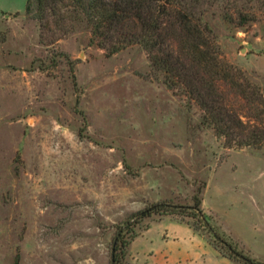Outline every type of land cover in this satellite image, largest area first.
I'll return each mask as SVG.
<instances>
[{
	"label": "rangeland",
	"instance_id": "obj_1",
	"mask_svg": "<svg viewBox=\"0 0 264 264\" xmlns=\"http://www.w3.org/2000/svg\"><path fill=\"white\" fill-rule=\"evenodd\" d=\"M178 1L264 96V0ZM26 4L0 0V264H111L120 228L118 264H238L186 212L134 217L198 189L211 226L264 264V146H228L141 46L107 55L84 20L50 41Z\"/></svg>",
	"mask_w": 264,
	"mask_h": 264
},
{
	"label": "trees",
	"instance_id": "obj_2",
	"mask_svg": "<svg viewBox=\"0 0 264 264\" xmlns=\"http://www.w3.org/2000/svg\"><path fill=\"white\" fill-rule=\"evenodd\" d=\"M26 12L40 21L50 41L66 34L70 22L84 20L90 28V42L107 55L141 46L155 70L164 73V82L174 92L182 90L193 98L204 111V120L214 124L228 146H264L261 89L227 62L212 28L178 0H27ZM227 87L246 102L244 107L235 106L228 98ZM200 195L198 189L189 205L157 202L135 212L134 217L138 222L153 214L186 212L224 243L231 258L243 264L258 263L232 247L211 226ZM194 228L201 230L195 224ZM123 230L118 229L114 237L111 264H118L127 253L129 243Z\"/></svg>",
	"mask_w": 264,
	"mask_h": 264
},
{
	"label": "crops",
	"instance_id": "obj_3",
	"mask_svg": "<svg viewBox=\"0 0 264 264\" xmlns=\"http://www.w3.org/2000/svg\"><path fill=\"white\" fill-rule=\"evenodd\" d=\"M161 219V218H159ZM154 220H158V219H154ZM182 222V221H181ZM184 222V221H183ZM186 225H188L190 227V229H192V232L197 234V235H201L208 243L209 245H211L212 249L214 250L216 256L219 259H222L221 261H232V262H237L238 264H240L238 261H236L235 259L230 258L229 256H226L225 254H223L210 240L207 236H205V234H203L201 231L197 230L194 228V226L192 224H189L187 222H184ZM148 228V227H147ZM147 230V229H145Z\"/></svg>",
	"mask_w": 264,
	"mask_h": 264
}]
</instances>
